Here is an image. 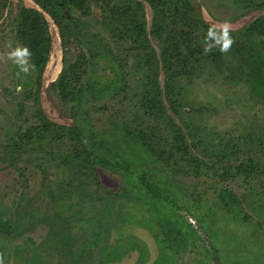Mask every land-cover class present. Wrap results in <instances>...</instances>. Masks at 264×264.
Returning <instances> with one entry per match:
<instances>
[{"label": "rangeland", "instance_id": "obj_1", "mask_svg": "<svg viewBox=\"0 0 264 264\" xmlns=\"http://www.w3.org/2000/svg\"><path fill=\"white\" fill-rule=\"evenodd\" d=\"M10 1L14 3L12 13L15 14L16 0ZM189 1L195 14L209 26L227 19L231 23L233 32L231 35L235 42L239 39L242 47L246 49L263 50L262 39L256 35L244 34L243 28L259 17L264 18V10L245 12L244 7L236 3L235 0ZM23 4L25 7H36L31 0H23ZM144 6L146 22L149 25L151 11L146 3ZM98 11V9L93 8L96 20L88 19L86 23L91 33L102 40L101 46H108V49L113 50L120 57L133 56L135 52L126 55L124 52L121 54L117 52L110 36L97 22L100 19L97 16ZM49 32L51 51L49 61L41 77L39 103L43 114L49 121L57 125L72 126L75 120L70 115L71 105H64L57 94L48 88L56 80L62 69L60 38L57 28L50 20ZM9 44L15 46L18 43L15 39L12 18L4 16L0 20V57L10 50ZM81 50L82 48L71 42L68 59L73 61ZM223 55L220 63H215L208 57L198 58V62H195L194 72L179 79L180 117L172 112L164 96H162V107L166 120L172 122L174 130L166 122L162 123L158 119H150L144 113V108L140 107V86H150L149 80L145 79L146 70L144 68L139 70L135 66L129 65L126 68L128 74L126 81L123 80L121 89L111 96L114 94L112 91L116 88L112 87V82L115 79L114 73L110 70L108 62H97L98 86L109 84L110 92L92 104L88 101V119L94 133L105 142L107 147L112 149L115 147L116 151L125 150L123 156L132 150L131 138L126 136L124 140L122 139L124 134L121 131L115 130L114 132L118 126L117 123L125 124L127 130L132 134L138 131L156 136L158 139L161 138L165 141L161 143L162 148L167 150L174 144L175 131L180 130L178 135H183L184 144L188 148V156L197 157L202 162L199 163L201 168H199L198 174H195L193 169L186 165L192 161H177L180 166L176 170L177 172H174L175 174L167 169L163 162H158V165L144 163L152 156L149 155L145 145L141 142L137 144L132 160L140 161L139 159L142 158V162H137V164L142 167L148 165L150 172L166 176L176 189L174 190L176 193L174 198H177L179 193L186 196L184 200L178 201L180 207L184 208L178 211L183 212L181 214L184 217L190 211L189 215L196 214L195 206L191 200L206 202L207 210L204 214L217 215L216 218L220 219L215 217L210 219L211 221L205 219L204 224L201 223L198 226L207 232L204 234L206 238L210 240L212 238L224 264H264V221L255 208L252 209L253 212L248 209L246 211L252 215L251 219L255 224L252 226L254 228L247 233L241 232L239 228H233L229 224L232 232H238L239 241H235L231 234L218 231L222 227L218 221L228 215L226 211L218 212V195L222 188L236 196L244 208H246L247 198L251 205L256 206L254 202L256 193L264 194V174L255 178H244L242 175L237 176L233 172V176L236 177L222 181L218 177L208 175L207 172L208 166L215 162L213 156L217 153L215 150H218V146L224 148L220 140L231 139L232 145L226 150L231 157L226 159L224 165L234 167L241 162L253 159L258 163L259 168L264 170V146L259 144L263 137L260 127L262 118H264V109L262 108L264 100L251 98L250 83L246 82L245 79L242 80L241 77L240 61L232 55ZM129 62L132 61L129 60ZM115 68L117 67L114 65ZM17 71L18 69L11 61L0 60V254L3 255L4 264L68 263L63 261L64 257L66 258L63 252L69 246L64 247L63 242L65 241L67 244L72 241L74 244L70 247L74 251L78 249L81 252L85 247L87 249L79 237L76 238L78 235L76 227L90 226L88 219L90 216H108L109 213L107 212L118 207L119 204L113 206L109 204L115 200L110 197V193L117 194L119 192L123 179L118 173L97 167V175L93 178L94 180L88 181V190L91 193L88 194L82 189H71L61 199H55L57 193L52 191L56 183L60 179L69 180L70 178L76 182L80 180L83 170L80 167L79 170L72 169L71 172L66 168L64 170L57 163V160L52 159L51 155H45L38 151L9 152L10 145H12L9 138L16 139L18 129L24 133L36 122L34 102L32 99L25 101L23 96L27 90L33 89L37 76L32 72L27 77L18 78ZM157 85L162 94V69L159 70ZM20 86H22V90L18 91ZM98 108L102 111L97 110ZM114 122L116 123L114 124ZM43 151H49V148L44 147ZM53 151L62 153L64 148L58 146ZM220 153L223 154L224 151ZM204 163L207 166H204ZM126 179L130 180V178ZM48 184L50 189L46 190ZM48 191L50 197L48 196L49 193H46ZM108 191H110L109 196L106 193ZM101 197L102 200L99 201L98 198ZM28 200H32L31 207H26ZM120 208L123 209V207ZM126 209L138 214L139 210L141 212L137 220L142 218L145 220L146 216L152 222L147 225L146 220H142L141 224H131L128 227L112 226L108 229L109 232L106 235L108 244L118 248L110 255L127 244L128 238L136 239L135 243L138 246L136 252L128 253L116 264H148L156 259L157 264H163L167 255L159 246L158 241L162 240L166 228L159 225L152 215L146 214L147 212L143 208L131 209L127 207ZM186 210L188 211L186 212ZM26 211L28 214L35 213L36 218L27 217ZM4 214L13 219L12 226L5 225ZM20 214L24 215V221L22 217L19 218ZM233 218V220L236 219ZM19 221L23 223V226L18 224ZM176 221L182 224L181 227L185 229L184 231L190 230L179 216ZM232 224L234 223L232 222ZM146 225L150 231L145 227ZM60 226L64 227L61 233L59 232ZM24 233L25 235H23ZM176 240L179 243L173 242L170 251L178 257L181 264H199L200 262L208 264L209 260L206 259L200 242L196 238L192 242L187 234H183ZM131 243L129 242V244ZM139 248L144 249L148 254L145 263ZM260 254L263 257L259 256ZM200 259H204V261ZM97 260L98 262L94 264H102L99 262L102 261L101 255ZM169 262H171V258ZM87 263L92 264L89 259H87Z\"/></svg>", "mask_w": 264, "mask_h": 264}, {"label": "trees", "instance_id": "obj_2", "mask_svg": "<svg viewBox=\"0 0 264 264\" xmlns=\"http://www.w3.org/2000/svg\"><path fill=\"white\" fill-rule=\"evenodd\" d=\"M31 1L36 6L35 8L25 7L23 0H16V13L14 14L12 13L14 3L10 0H0V20L4 16L12 18L15 39L18 44L30 48L32 52L31 60L35 65L33 73L37 76L33 89L27 90L23 96L25 101L33 100L36 122L25 132L23 131L24 133L18 129L16 139L9 138V142L12 144L9 152L38 151L45 155H51L54 161L57 160V163L69 172L72 169L79 170V167L83 170L80 180L76 182L70 178L69 180L60 179L56 183L52 191L57 193L55 199H61L71 189H82L88 194L91 193L88 190V181L94 180L93 178L97 175V167L118 173L123 179L119 192L117 194L110 193V197L115 200H112L109 204L112 206L119 204L118 207L107 212L109 213L108 216H90L88 218L90 226L76 227L78 231L76 238L79 237L87 246V249L85 247L81 252L78 249L74 251L70 247L74 244L72 241L67 244L65 241L63 242L64 247L69 246L63 252L64 256L66 255L63 261L68 262L64 264H89L87 259L94 264L98 262L97 258L100 255L102 261L99 262L102 264L118 263L130 251L137 249L136 239L128 238L127 244H124L119 251L110 255L118 248L108 244L106 238L109 232L108 229L112 226L128 227L131 224H141V221L144 220L143 218L137 220L141 211L138 210V214L135 211L131 212L126 209L127 207L131 209L143 208L147 212L146 214L152 215L159 225L166 228L165 235L158 243L162 250H166V255L170 256L172 243H179L176 240L177 238L183 234H189V230L184 231L185 229L181 227L182 224L176 221L179 216L188 227V223L178 213V210L184 209L180 207L178 201L184 200L186 196L179 193V196L174 198L173 196L176 194L174 190L176 189L166 176L150 172L148 165L142 167L137 164V162H142V158L139 159L140 161H133L132 157L137 144L141 142L145 145L149 155L152 156L144 163L158 165V162H163L172 173H176L180 166L177 161H192V163L186 165L188 168L193 169L195 174H198L199 168H201L199 163L202 162L197 157L188 156V148L184 144L183 135H178L180 130L175 131L174 144L167 150L162 148L161 143L165 141L161 138L158 139L156 136L138 131L132 134L127 130L125 124L117 123L118 126L114 129V132L115 130L121 131L124 134L122 138L124 140L126 136L131 138L132 150L128 151V156H123L125 150L116 151L115 147L113 149L107 147L105 142L94 133L88 119V101L92 104L97 100H101L104 94L110 92L109 84L98 86L97 62H108L110 70L114 73L115 79L112 82V87L116 88L112 91L114 94L110 93L111 96L121 89L123 80L126 81L128 75L126 68L129 65H133L139 70L144 68L146 70L145 79L149 80L150 86H140V107L144 108V113L150 119L154 118L158 119L159 122H166L168 126L173 128L172 122L166 120L162 107V96H164L172 112L180 117L179 79L194 72L195 64L200 57L211 58L215 63H220L224 57V53H221L219 49H213L207 55L203 52L201 41L210 26L195 14L189 0ZM235 2L241 4L245 12L264 10V0H235ZM144 3L149 6L151 11L149 25L145 18ZM93 8L99 10L97 16L100 19L97 22L108 33L117 52L120 54L124 52L125 55L135 52L133 56L120 57L113 50L108 49V46H101L102 40L91 33L86 23L88 19L96 20ZM48 19L57 28L62 47V69L56 80L48 88L57 94L64 105H71L70 115L75 120L72 126L57 125L49 121L43 114L39 103L41 77L49 61L51 51ZM243 31L248 36L256 35L261 38L263 50L246 49L242 47L238 39L226 54L232 55L240 61L241 77L242 80L245 79L246 82L250 83L251 98L264 100V18H257L254 22L245 26ZM231 34L233 35L232 31ZM71 42L82 48L73 61L68 59ZM129 60L132 62H129ZM114 65L117 68L114 69ZM161 69L163 72V95L157 85V77ZM262 108L264 109V106ZM97 110L102 111L100 108ZM260 130H262L263 137L259 144L264 146V118H262ZM231 140H220L224 148L218 146L219 151L215 150L217 152L213 155L215 162L211 163L208 168L206 167L208 175L218 177L222 181L236 177L233 176V172L237 176L242 175L244 178H255L263 175L264 170L262 171L253 159L241 162L234 167L224 165L226 159L231 157L230 153L226 152L232 145ZM57 145L64 148V152L55 153L53 149L58 147ZM44 147L49 148V151H43ZM221 151H224V153L221 154ZM204 166L207 165L204 163ZM126 178H130V180ZM48 189H50L49 184L46 186V190ZM46 193L48 194L49 191ZM48 196L50 197V193ZM218 197V212L226 211L228 213L225 218L217 220L222 224L218 231L233 235L235 241H239L240 238H238V232L231 231V226L236 229L239 228L241 232L244 231L245 233L254 228L252 227L255 225L251 219L252 215L246 212L247 209L253 212L252 209L255 208L264 221V194L256 193L254 200L256 206L251 205L250 200L247 198L246 208L242 207L236 196L225 188L221 189ZM190 198L192 199V197ZM20 199L22 200V198ZM98 200L101 201L102 197ZM191 201L196 211V214H192V217L199 225L204 224L205 219L212 220L213 217L216 218L217 215L204 214L207 210L206 202ZM60 203H62V200H60ZM31 206L32 200H28L26 207ZM120 207H123V209ZM190 213L191 211L188 214ZM141 215L143 216V214ZM4 216L6 218L5 225L12 226L13 219L5 214ZM26 216L35 217V213L28 214L26 211ZM20 217L24 221V215L20 214ZM233 217L236 219L233 220ZM148 218L145 216L147 225L152 222ZM18 224L23 226L20 221ZM147 225L145 227L150 231ZM62 230H64V227L60 226L59 232L61 233ZM15 231L17 232L16 229ZM129 242L132 243L129 244ZM139 250L145 263L147 253L144 249L139 248ZM60 255H62L61 252Z\"/></svg>", "mask_w": 264, "mask_h": 264}, {"label": "clouds", "instance_id": "obj_3", "mask_svg": "<svg viewBox=\"0 0 264 264\" xmlns=\"http://www.w3.org/2000/svg\"><path fill=\"white\" fill-rule=\"evenodd\" d=\"M232 26L229 20L211 25L202 38V47L205 55L209 54L213 49H219L221 53H228L234 44V38L231 35ZM9 51L0 60L11 61L18 69L16 75L18 78L27 77L35 71V65L32 63V52L29 47L22 44L12 46L8 45ZM22 90V86L18 87V91ZM0 264H4L3 255L0 254Z\"/></svg>", "mask_w": 264, "mask_h": 264}, {"label": "flooded vegetation", "instance_id": "obj_4", "mask_svg": "<svg viewBox=\"0 0 264 264\" xmlns=\"http://www.w3.org/2000/svg\"><path fill=\"white\" fill-rule=\"evenodd\" d=\"M178 213L188 223V228L190 230H189V234H187V235L189 236V240L193 242L195 240V238H196V240H198L200 242L199 244H200V246L202 248V251H204V255L206 256V259L209 260L208 264L209 263L210 264H224L223 260L219 257V253L217 252V250H216V248L214 246L212 238L210 240V239H208V238H206L204 236V234L207 233V232H205L202 227L198 226L199 224L197 223V221L191 215L188 214L186 217H184L181 214L183 212L178 211ZM183 247H185V246L183 245ZM136 250H138V249L130 251L129 253L136 252ZM164 251H166V250H164ZM170 258H171V262H169ZM156 260H154L152 263H148V264H155ZM200 260L204 261V259H200ZM172 261H173V263H172ZM170 263H172V264H181L178 261V257L174 256V254L172 252H171L170 256H167V259H166V261L163 264H170ZM110 264H116V263H110ZM187 264H190V263H187ZM199 264H202V263L200 262Z\"/></svg>", "mask_w": 264, "mask_h": 264}]
</instances>
